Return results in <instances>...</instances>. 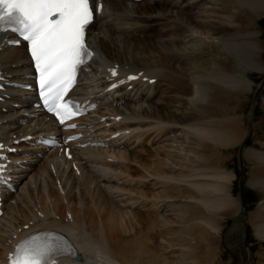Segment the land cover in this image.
Segmentation results:
<instances>
[{
    "label": "bare ground",
    "instance_id": "bare-ground-1",
    "mask_svg": "<svg viewBox=\"0 0 264 264\" xmlns=\"http://www.w3.org/2000/svg\"><path fill=\"white\" fill-rule=\"evenodd\" d=\"M231 1L237 5L229 13ZM244 8L264 15V0H107L106 13L95 20L89 33V40L97 49L96 58L84 70L81 84L75 89L76 94L101 100L99 114L82 117L81 122L90 139L103 140L106 145L74 147L72 157L68 158L58 148L40 157L38 153L42 149L24 141L16 144L22 149L16 158L24 167L16 174L19 176L17 191L6 195V213L0 223V253L11 250L18 237L32 230L62 228L73 236L82 256L66 258L60 264H184L180 263L178 254L177 259L170 262L161 252L148 246L146 236L132 234V221L128 219L131 212L120 211L123 205L133 204V199L127 204L130 202L125 192L113 183L153 179L157 186L155 204L166 211L169 195L163 185L168 181L185 183L188 179L195 188L211 189L215 195L224 191L223 183L227 185L235 177L221 169L214 155L222 147L240 144L244 135L235 120L229 122L226 118L211 116L214 104L225 105V97L222 93L220 96L216 88H250L253 82L242 71L264 73L259 33L245 30ZM228 14L236 16L234 23L225 19ZM214 46L226 52L221 51L224 65L209 54ZM232 53L240 71L232 72L229 68ZM110 64L120 66L121 72L144 70L143 75L157 79L154 82L139 79L132 89L125 84L116 91L106 90L109 78L106 67ZM0 71L7 79L24 80L29 71L25 49L21 46L0 49ZM3 92L12 95L0 104V134L4 138L14 141L28 133L38 135L51 129V121L30 105L29 91L7 86ZM171 92L176 100L167 102L166 97ZM14 101L23 103V107H13L11 102ZM4 107L8 110L4 111ZM169 107H173L169 110L171 114L166 112ZM118 115L122 117L117 119ZM103 116L108 119L102 120ZM108 121L112 125H106ZM114 130L122 134L110 139L108 136ZM149 137L160 144L158 150H164L154 162V172L143 160H137L136 153L129 151L132 147L130 150L138 148L142 138ZM202 138L211 141L212 146L204 144ZM206 148L211 155L205 160L211 165L203 168L208 163L201 159ZM125 151L127 155H123ZM249 153L254 159L263 160L257 151L251 149ZM73 164L77 173L70 167ZM166 168L173 172L170 176ZM188 168L191 173L186 172ZM201 174L211 182H190ZM251 184L257 186L258 183ZM36 192L46 195L49 207H41L39 212L27 216L28 221L23 218L29 224L25 228L27 223L20 225L17 221L20 217L13 210L26 201L32 202ZM88 195L93 197L94 208L84 207L83 210L82 204ZM226 196H207L200 200L209 212L238 208L237 200ZM59 199L66 202L67 212H58ZM262 212L264 204L249 216L257 235L264 239ZM162 213L159 216L165 218L167 212ZM82 214L89 217V222ZM195 214L206 215L205 212ZM197 215L189 219L191 225ZM174 218L175 223L165 219L176 225L180 212ZM260 218L263 220L256 222ZM203 220L204 226L213 225L211 218ZM205 232L208 231L201 230ZM15 233H18L17 238H14Z\"/></svg>",
    "mask_w": 264,
    "mask_h": 264
},
{
    "label": "rangeland",
    "instance_id": "rangeland-1",
    "mask_svg": "<svg viewBox=\"0 0 264 264\" xmlns=\"http://www.w3.org/2000/svg\"><path fill=\"white\" fill-rule=\"evenodd\" d=\"M235 5H237V3L231 1L229 5L230 8L228 9L229 13H232V8L233 6L235 7ZM243 11V25L245 30L259 33L258 41L260 46L263 48L261 60L264 64V15H261L258 12L254 13L249 8H244ZM226 17L227 18L225 19L230 22H235L236 16L234 17L228 14ZM212 48L213 49L209 50V54L216 57V60L224 65V59L221 58L223 54L221 51H224L220 48V46H214ZM230 65L231 67L229 68L232 72L236 70L240 71L238 67V60L233 53L230 54ZM242 73L245 74L251 82H253V85L250 88L243 87L241 90L227 89L225 87L216 88L217 91H220V94H218L221 96L222 93L223 97H225L223 101L225 102V105L214 104L212 107L214 112L211 117L214 119L226 118L229 122H233L235 120L238 128L241 129L242 134L244 135L243 141L240 144L233 145L229 148L222 147V149L219 150L220 152L216 150L218 154L215 153L214 157L219 160L221 169L226 170L235 176L227 183V185L226 183H223L226 188L223 192L221 191L219 193L218 191V193L221 197L227 195L226 197L234 198L238 202V172L240 169L238 153L239 147L242 148L244 144H246L245 148H243L242 155L243 159H245V179L243 191L248 204L249 214L251 215L252 212L258 210L261 204H264V73L261 75L259 72L251 71L249 69H244ZM259 91L260 93L258 97ZM173 94L174 92H171L170 95L166 97L167 102H173L176 100V98L173 97ZM254 98H257V100H254ZM203 106L206 107L207 105ZM171 109H173V107L166 108V112L170 113L169 110ZM183 136L184 135H182V138L184 139L185 137ZM202 139L204 144L212 146L211 141L204 138ZM143 140L144 139L142 138L138 148L135 146V149L130 150L133 148L132 147L129 151L131 153H136V155H134L136 158H139L137 160H143V163L147 165L148 169L154 172V162L162 156V151L164 150H158L160 144L154 141V137H152V139L147 138L146 141L144 140L146 142L144 146H142L145 143ZM251 149L257 151L260 154V158L263 160L254 159L249 153V150ZM202 152L204 156H201V159L206 161V157L211 154L207 148L206 151L203 149ZM125 153L126 154L123 155H127L126 151ZM103 154L105 155L106 153ZM198 154H200V152ZM206 162L208 163L202 166L203 168H208L211 165V163H209L210 161ZM166 169L167 176H170L173 172H170L171 169ZM189 169L190 168L185 169L186 172H189ZM74 171L77 173V169H74ZM191 172L192 171H190V173ZM135 180L133 181L134 183L126 180L125 182L127 184H123V182L122 184H117V182L113 183L114 185L116 184L115 186L120 188V190L122 189L125 192L124 194L126 198L128 197V201L129 199H133L131 201L137 203V205L131 206V202L129 201L130 203H128L125 200L130 206L126 207V205H123V211L120 212H131V217L128 219H131L132 221V234L137 236H140V234L144 235V237L146 236L145 238L148 246H151V248L161 252L168 261L171 262L172 260L180 258V263L184 264H264V239L257 235L253 223L250 220V216L248 218L250 223V243L248 248L245 250H237L235 247L239 232L236 230L237 224L233 223L232 220L239 209V202L237 203L238 208H229L227 210L228 213L226 211L209 212L205 204L201 202L200 199L207 196L220 198V195L217 192L215 193V195L217 194L215 196L210 192L211 189L199 190L198 188H195V186L190 185L187 181L188 179H186L185 183H172L168 181L163 185V188L167 189L166 191L169 195V197L166 196V211H161L160 209L162 208L159 207L160 204H155L157 201L155 195L157 186L154 185L155 181L152 179L142 182L137 178ZM193 180L191 179L190 182H194V184L200 182H211V180L204 177L202 174L200 177L194 178ZM251 182H256L258 184L256 186L251 184ZM36 193L33 194L32 202L26 201L22 207L19 206L13 210V212L20 217L17 220L20 225L24 222L27 223L26 221H28V218L26 217L31 214L33 215L35 212H39L41 207H49V201L46 199V195L39 192ZM127 193L129 194L127 195ZM58 201L60 209L58 212H67L68 209L66 202L62 199H59ZM123 204H125V202ZM150 205L151 207H149ZM82 206V209L84 207L94 208L93 197L88 195ZM162 212H167V214L164 213V217L169 218V220L173 223H175L174 220H176V218H174L175 214L180 212V221L178 224L172 225L171 221L166 222L165 218L159 216L163 214ZM196 212H205L206 215H197L195 214ZM82 215L89 222V217L84 214ZM193 215H197V217L196 221L194 220L195 223L191 225L189 219ZM23 218H26L27 220L25 219V221ZM205 218H211L213 220V225L211 227L208 225L204 226L203 223L205 221L203 219ZM262 220L263 218H260L256 222H260ZM230 227H232L234 231L232 232V235H230V240L227 241L228 245H225L224 235L226 230ZM201 230L202 232L203 230L208 232L203 234L201 233ZM176 254L179 255L177 258L175 256Z\"/></svg>",
    "mask_w": 264,
    "mask_h": 264
},
{
    "label": "snow or ice",
    "instance_id": "snow-or-ice-1",
    "mask_svg": "<svg viewBox=\"0 0 264 264\" xmlns=\"http://www.w3.org/2000/svg\"><path fill=\"white\" fill-rule=\"evenodd\" d=\"M100 11L102 8L93 0H0V38L11 31L18 33L19 38L8 41L9 45H19L20 38L29 44L43 104L59 118L61 125L75 114L70 105L79 110L65 97L76 83L78 73L93 59L85 32L95 25L94 14ZM111 74L115 76L117 71L112 69ZM3 147L0 145V150ZM66 246L74 247L62 235L56 242L39 235L30 236L16 247L10 264H56V257L64 254Z\"/></svg>",
    "mask_w": 264,
    "mask_h": 264
},
{
    "label": "water",
    "instance_id": "water-1",
    "mask_svg": "<svg viewBox=\"0 0 264 264\" xmlns=\"http://www.w3.org/2000/svg\"><path fill=\"white\" fill-rule=\"evenodd\" d=\"M247 211H246V207L245 205L242 206V211L240 213V216L242 217L243 214H245Z\"/></svg>",
    "mask_w": 264,
    "mask_h": 264
}]
</instances>
